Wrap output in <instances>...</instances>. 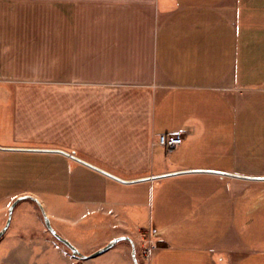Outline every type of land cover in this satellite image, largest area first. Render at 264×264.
Listing matches in <instances>:
<instances>
[{"label":"crops","instance_id":"1","mask_svg":"<svg viewBox=\"0 0 264 264\" xmlns=\"http://www.w3.org/2000/svg\"><path fill=\"white\" fill-rule=\"evenodd\" d=\"M13 154L38 184L0 205L31 195L79 250L145 234L140 264H264V0H0Z\"/></svg>","mask_w":264,"mask_h":264},{"label":"rangeland","instance_id":"2","mask_svg":"<svg viewBox=\"0 0 264 264\" xmlns=\"http://www.w3.org/2000/svg\"><path fill=\"white\" fill-rule=\"evenodd\" d=\"M20 158V156L13 154L11 157L4 158L1 163L0 192L4 190V192H7L6 194H13L9 192L23 188H36L37 179H25L23 171L19 173L16 170L23 166L25 169L27 165V162H22ZM13 173L19 174L14 175ZM5 200L4 204L0 205V231L6 225L9 218V209L15 201L10 198ZM37 206V204L35 206L26 205L24 200L19 202L13 210L9 227L0 238V251L2 254L10 249L13 250V264L22 262L24 264H131L130 258H121L120 256L105 262H100L101 258L90 260L75 258L72 250L47 229L44 217ZM77 238L79 240V238L82 239L84 236L79 235ZM143 239L138 244L136 243L139 262L140 258H143L146 253L147 247L151 244L145 234ZM80 242L83 244L84 241L80 240ZM80 250L83 254H91L97 249L84 248Z\"/></svg>","mask_w":264,"mask_h":264},{"label":"water","instance_id":"3","mask_svg":"<svg viewBox=\"0 0 264 264\" xmlns=\"http://www.w3.org/2000/svg\"><path fill=\"white\" fill-rule=\"evenodd\" d=\"M9 149H13V148H9ZM69 154V153H67ZM73 158L79 160V161H82V162H85L87 163L86 161L80 159L79 157H77L76 155L72 154ZM89 164V163H88ZM101 170V169H100ZM103 171V170H102ZM106 172V171H104ZM213 172H218V173H221V174H227V175H234V176H241V175H236L234 173H228V172H223V171H213ZM108 174V173H107ZM111 176H114L115 178L119 179V180H122L120 179L119 177H116L115 175H111ZM256 178V177H254ZM258 178V177H257ZM264 178V177H262ZM27 198H33L31 195H24V196H21V197H18L14 203L11 205L10 207V212H9V218L7 220V223L4 227L3 230L0 231V238L1 236L4 234V232L6 231V229L9 227L10 223H11V219H12V213H13V210L15 208V206L17 205L18 202H20L21 200L23 199H27ZM41 206V209H42V212H43V215H44V219H45V224H46V227L48 228V230L59 240L61 241L62 243H64L66 246H68L72 252L77 256V257H80V258H84V259H90V258H94V257H97L105 252H107L108 250H110L111 248H113L118 241L120 240H130L132 243H133V260H134V263L135 264H140L139 260H138V257H137V249H136V245L134 244L133 240L130 239L129 237H126V236H122V237H119L118 239H115L109 243H107L105 246H103L102 248L100 249H97L96 251H94L93 253L91 254H82V252L69 240L67 239L66 237H64L62 234H60L55 228L54 226L52 225V222H51V219L49 217V215L47 214L45 208L43 207L42 204H40Z\"/></svg>","mask_w":264,"mask_h":264},{"label":"built area","instance_id":"4","mask_svg":"<svg viewBox=\"0 0 264 264\" xmlns=\"http://www.w3.org/2000/svg\"><path fill=\"white\" fill-rule=\"evenodd\" d=\"M183 142V137L181 135H167L162 134L159 137V143L167 147H175ZM153 244V241H150ZM148 250V248H147Z\"/></svg>","mask_w":264,"mask_h":264}]
</instances>
